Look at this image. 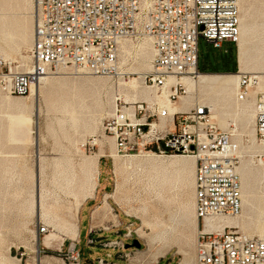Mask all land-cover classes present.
<instances>
[{
  "label": "rangeland",
  "instance_id": "obj_1",
  "mask_svg": "<svg viewBox=\"0 0 264 264\" xmlns=\"http://www.w3.org/2000/svg\"><path fill=\"white\" fill-rule=\"evenodd\" d=\"M34 7V0L24 4L0 0V61L6 69L21 71L32 64ZM239 10L243 53L241 42L238 47L230 41L215 47L200 36L198 67L202 73L258 75L259 83L252 91L255 95L264 91V0H239ZM151 44L144 38L124 41L120 72L110 77L77 74L72 68L48 70L47 81L41 83L38 118L30 95L0 94V264H38V258L39 264L72 263L67 259L70 245L66 241L59 247L60 240L72 233L69 227L76 207L95 184L99 153L105 155L100 158L102 189L115 191L117 201L114 204L111 198L112 212L101 220L118 223L123 218L137 230L142 243L141 248H124L133 252L118 258L129 259L130 264H156L170 253L172 264H197L202 227L195 213L194 179L181 186L176 170L155 169L148 163L167 156L117 155L114 139L104 133V123L117 105L154 97L143 85L152 68ZM225 79L224 84L183 79L189 95L180 97L175 105L184 109L196 101L213 105L212 117L222 127L232 121L239 126V173L243 166L249 169L248 191L253 202L250 207L241 175L243 213L225 223L240 233L264 237V161L259 160L262 147L255 140L254 101H244L250 107L246 117L239 114L235 101L238 76ZM87 157L96 160V167L83 168ZM38 193L43 204L39 209ZM92 204L82 212V237L76 247L80 264L97 256L98 249L87 242ZM39 225H45L48 232L39 234ZM130 241L124 240L125 244ZM53 246L58 248H50Z\"/></svg>",
  "mask_w": 264,
  "mask_h": 264
},
{
  "label": "built area",
  "instance_id": "obj_2",
  "mask_svg": "<svg viewBox=\"0 0 264 264\" xmlns=\"http://www.w3.org/2000/svg\"><path fill=\"white\" fill-rule=\"evenodd\" d=\"M35 4L32 64L20 71L6 69L0 61V94L27 96L52 69L111 75L118 70L122 42L149 38L154 56L144 85L151 90L153 100L117 105L104 123V133L114 139L115 151L122 157L180 154L195 158L196 215L202 227L198 231L197 264H264V237L249 236L226 225L205 228L207 219L242 213L235 124L222 127L200 101L187 109L170 110V105L187 94L181 79L195 78L201 72L200 36L215 47L224 41L237 46L239 0H35ZM256 83V78L242 73L236 98L254 101L256 140L264 147V91L254 95ZM258 156L264 161V150ZM38 232L44 234L48 229L39 225ZM135 234L137 231L128 229L125 236L133 238ZM71 244L67 259L80 264L77 244ZM88 244H95V240L89 239ZM101 244L125 248L121 239ZM99 262L105 264L103 259Z\"/></svg>",
  "mask_w": 264,
  "mask_h": 264
},
{
  "label": "bare ground",
  "instance_id": "obj_3",
  "mask_svg": "<svg viewBox=\"0 0 264 264\" xmlns=\"http://www.w3.org/2000/svg\"><path fill=\"white\" fill-rule=\"evenodd\" d=\"M28 0H15V2L19 3V4H24L25 2H27ZM34 5H35V11H36V4H35V0H34ZM239 24H240V10H239ZM34 31H35V25H34ZM242 34H243V31L241 32V28H240V39H239V42L237 44V47L240 43V53H243V38H242ZM33 37H34V33H33ZM145 40L149 41L150 44H151V40L149 38H144ZM32 43H33V39H32ZM123 43V42H122ZM32 46V45H31ZM152 46V44H151ZM31 48V47H30ZM121 48H122V44H121ZM153 49V47H152ZM153 56H154V50H153ZM153 59V57H152ZM19 66H17L16 68H18ZM120 61H119V64H118V70H117V74L120 72ZM48 71V70H47ZM46 71V72H47ZM77 74H88L84 71H76ZM242 73H238V74H233V73H202V72H199L197 73V76L195 78H199V81L200 82H207V83H216V84H224L227 82V80L225 79V77H229V76H233V75H237L238 76V81H237V87H236V91H235V101L236 102H239V104L237 105V110L239 112V114H242L244 117H246L248 114H249V105L248 104H245L244 101H238L237 98H236V93L238 91V88H239V77ZM247 74H250V73H247ZM88 75H92V74H88ZM253 78H256L257 80V83L255 85V87L258 85L259 83V77L258 75H254V74H250ZM103 77V76H102ZM105 77V76H104ZM106 77H110V76H106ZM195 78H191V77H183L181 79V82L183 83V85L185 86L184 82H183V79H192L193 81H197L195 80ZM48 79V74L45 73L44 75H42L39 79L38 82H36L33 86H32V89H31V92H30V96L32 97V100H33V105H34V113L36 114V117L38 118L39 117V114L41 112V108H40V99H41V95L43 93L42 91V85L41 83L42 82H46ZM230 79V78H229ZM197 84V83H196ZM143 85H144V78H143ZM145 86V85H144ZM146 87V86H145ZM186 87V86H185ZM254 87V88H255ZM147 88V87H146ZM149 89V88H148ZM150 90V89H149ZM186 90H187V94L186 95H183V96H187L189 95V89L186 87ZM151 91V90H150ZM141 92V91H140ZM262 92V91H260ZM7 94V93H6ZM19 96V95H18ZM28 96V95H27ZM181 96V97H183ZM149 98V96L147 97ZM153 98L150 100L152 101ZM137 101V100H135ZM135 101H133L132 103H134ZM146 101V100H145ZM131 103V102H129ZM206 104V103H205ZM210 110H214V107L213 105H208L206 104ZM179 108H183V106H180ZM175 109H178V107L174 104L170 105V110L173 111ZM184 109V108H183ZM255 112V110H254ZM213 113V111H212ZM172 114V113H171ZM29 121V120H28ZM37 122V121H36ZM232 123L235 124L236 126V129H237V137H238V142H239V155H240V162H241V143H242V140L239 138V126L236 124L235 121H232ZM35 130H36V133H39V124L36 123V127H35ZM254 133H255V113H254ZM255 140H256V133H255ZM37 141V140H36ZM257 142V140H256ZM258 143V142H257ZM261 147H262V151L264 150V147L258 143ZM37 145V144H36ZM103 153H99L97 154V156H102ZM153 155H156V156H161V155H158V154H153ZM168 159L164 160V159H158V158H153L151 160L148 161V163L153 166V168L155 169H174L178 172V176H177V182L179 184H184L185 182H187L189 179H194V189H195V165H196V160L194 157L192 156H184V155H181L180 154H172V155H167ZM240 164V163H239ZM82 165H83V168H87V167H96V160L95 159H92V158H86L83 160L82 162ZM90 170V168H89ZM89 170H87V172L89 173ZM241 175H242V180H243V187L245 188V190H247V202L248 204L252 205V198H251V194L250 192L248 191L249 189V185H248V179H249V169L245 166L241 167ZM91 172V171H90ZM94 172V171H93ZM238 172H239V166H238ZM91 175H94V174H91ZM240 175V173H239ZM241 175H240V179H241ZM88 176V174H87ZM95 176V175H94ZM97 177V176H96ZM89 178V176H88ZM87 178L86 181H88L89 179ZM85 183V182H84ZM83 183V184H84ZM87 184V182H86ZM84 187V186H83ZM94 189V183L90 185L89 187V191L87 192V194L85 196H89L90 193L92 192V190ZM43 192V190H41ZM241 191H242V181H241ZM45 192V191H44ZM40 193H38V200H37V205H38V209L43 206V204H41L40 202ZM45 198V197H44ZM194 199H195V194H194ZM44 200V199H43ZM246 200V198H245ZM242 202H243V194H242ZM195 204V203H194ZM244 206V204H243ZM45 208V207H44ZM40 212V210H39ZM195 213H196V204H195ZM242 213H243V207H242ZM242 213L237 216V217H219V218H213V219H207L206 222H205V228L206 229H213V228H216V227H222L224 225L226 226H230L232 227L231 225H228L225 223V221L229 218H238L242 215ZM40 215V214H39ZM197 217V215H196ZM198 220V218H197ZM137 231V230H136ZM138 233V232H137ZM247 235V234H246ZM250 236V235H249ZM48 241L49 239H51V234H48L45 236ZM73 244H71L70 248L72 249L73 248Z\"/></svg>",
  "mask_w": 264,
  "mask_h": 264
},
{
  "label": "crops",
  "instance_id": "obj_4",
  "mask_svg": "<svg viewBox=\"0 0 264 264\" xmlns=\"http://www.w3.org/2000/svg\"><path fill=\"white\" fill-rule=\"evenodd\" d=\"M105 155H102L99 157V162H97V178L94 184V189L90 193L89 196H86L83 198V200L79 203L78 207H76L73 221H71V226L69 227L72 233H69V237L65 239L64 237H61L60 245L59 247L67 243L70 245L71 242H79L82 237V212L87 204L93 203L88 215V223H87V242L89 239L95 240V244L91 245L98 249V251L95 252L96 259H88V262L86 264H101L99 262V259H103L105 261V264H130V260L128 259H121L118 257L128 256L133 251L127 253L126 250L114 248V247H104L101 243L104 240H132L134 238H139L138 235H134L133 238H127L125 234L127 233L128 229L133 230L131 227L132 225H128V222L125 221L122 217L121 221L118 223H109V220H101V217L105 215L106 218L109 217V215L112 212L111 207V198L114 200L112 203L115 204L117 202L115 200V191L111 193V189H102V183H101V176H102V170L101 165L103 163V160H100L101 157ZM79 213V214H78ZM111 219V218H109ZM46 236V235H45ZM113 237V238H112ZM64 241V242H63ZM130 241V243H132ZM51 243L48 242V245ZM126 245V244H125ZM50 248H58V246H53ZM171 254L168 253L164 259L159 260L156 262V264H172ZM41 262V261H40ZM38 264H39V258H38ZM72 264V263H69Z\"/></svg>",
  "mask_w": 264,
  "mask_h": 264
},
{
  "label": "water",
  "instance_id": "obj_5",
  "mask_svg": "<svg viewBox=\"0 0 264 264\" xmlns=\"http://www.w3.org/2000/svg\"><path fill=\"white\" fill-rule=\"evenodd\" d=\"M142 246V243H141V240L137 237V238H134L132 243H128L125 245V248L129 249V248H141Z\"/></svg>",
  "mask_w": 264,
  "mask_h": 264
},
{
  "label": "trees",
  "instance_id": "obj_6",
  "mask_svg": "<svg viewBox=\"0 0 264 264\" xmlns=\"http://www.w3.org/2000/svg\"><path fill=\"white\" fill-rule=\"evenodd\" d=\"M204 73H208V72H204ZM81 256V255H80Z\"/></svg>",
  "mask_w": 264,
  "mask_h": 264
}]
</instances>
